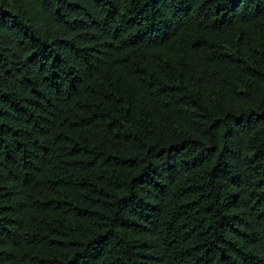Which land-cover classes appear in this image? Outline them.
I'll list each match as a JSON object with an SVG mask.
<instances>
[{"label":"trees","instance_id":"trees-1","mask_svg":"<svg viewBox=\"0 0 264 264\" xmlns=\"http://www.w3.org/2000/svg\"><path fill=\"white\" fill-rule=\"evenodd\" d=\"M0 264H264V0H0Z\"/></svg>","mask_w":264,"mask_h":264}]
</instances>
